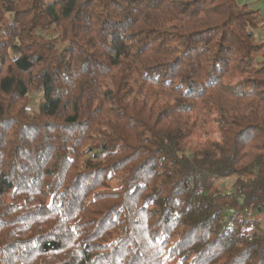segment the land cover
<instances>
[{
  "label": "trees",
  "instance_id": "trees-1",
  "mask_svg": "<svg viewBox=\"0 0 264 264\" xmlns=\"http://www.w3.org/2000/svg\"><path fill=\"white\" fill-rule=\"evenodd\" d=\"M257 14L0 0V264H264Z\"/></svg>",
  "mask_w": 264,
  "mask_h": 264
},
{
  "label": "rangeland",
  "instance_id": "rangeland-1",
  "mask_svg": "<svg viewBox=\"0 0 264 264\" xmlns=\"http://www.w3.org/2000/svg\"><path fill=\"white\" fill-rule=\"evenodd\" d=\"M239 4H246L253 10L258 11V28L253 30V34L257 43L264 42V0H237ZM42 36L46 39L55 38L58 36V33L53 29L48 32H41ZM63 44H60L62 47ZM261 52L255 55V60H260ZM42 101V93L41 92H31L28 94V102H27V113L29 116H35L38 113V105ZM214 118V117H213ZM216 130L217 126L213 120L209 122L206 127V133L201 134L202 138L210 137L211 139L216 138ZM232 182V178L222 179L216 182V186L222 187L225 192L230 191V184ZM255 219L260 222V225L264 228V215L255 216ZM175 261L169 262V264H174Z\"/></svg>",
  "mask_w": 264,
  "mask_h": 264
},
{
  "label": "built area",
  "instance_id": "built-area-1",
  "mask_svg": "<svg viewBox=\"0 0 264 264\" xmlns=\"http://www.w3.org/2000/svg\"><path fill=\"white\" fill-rule=\"evenodd\" d=\"M232 213H234L233 209H231V208H226V209H225V217H224V219H226V217H227L228 215L232 214Z\"/></svg>",
  "mask_w": 264,
  "mask_h": 264
}]
</instances>
